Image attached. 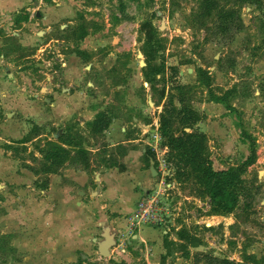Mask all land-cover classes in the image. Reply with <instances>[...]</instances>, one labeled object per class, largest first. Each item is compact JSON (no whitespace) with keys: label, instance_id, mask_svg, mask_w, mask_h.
Masks as SVG:
<instances>
[{"label":"rangeland","instance_id":"1","mask_svg":"<svg viewBox=\"0 0 264 264\" xmlns=\"http://www.w3.org/2000/svg\"><path fill=\"white\" fill-rule=\"evenodd\" d=\"M200 1L32 0L11 23H3L0 37L4 38V49L13 55L18 85L26 92L29 108H48L44 99L52 94L47 88L55 84L60 83L61 88L70 81L79 84L99 97V104L125 118L126 137L138 139L134 147L145 149V168L153 166L155 177L165 176L166 181L174 175L175 166L167 161L168 148L162 151L163 138L155 149L153 133L159 132L160 115L173 84L187 85L192 104L200 113L197 127L208 136L214 168L238 166L255 157L244 174L249 185L260 186L251 205L237 214L212 215L208 197L196 196L188 182L174 179L166 196L172 225L148 226L141 233L131 230L124 219L128 215L122 217L110 202L103 209L100 204L59 208L53 201L56 185L52 177L47 190L38 187L46 178L40 172L43 158L39 148L47 138L58 137L52 136L56 127L47 122L40 127V135L19 145L18 154L0 150V264H207L197 260L200 252L238 264H264V3L245 4L241 30L220 33L192 24L191 16ZM146 20L158 28L164 42L154 64L165 70L153 85L145 75V56L139 54L145 40L140 27ZM19 30L24 33V44L14 33ZM66 68L70 76L67 82ZM201 68L208 71L209 84L199 78ZM163 89L166 96L161 100ZM213 96L223 103L212 100ZM10 113L14 118V111ZM25 116L29 134L37 118ZM134 117L138 121L134 122ZM0 118L4 119V114L0 113ZM139 122L149 130L133 127ZM86 135L90 165L93 162L100 170L102 163L109 167L112 159L120 163L119 155L126 146H110L105 133ZM12 140L0 138V145ZM157 181L155 178L150 188L157 186ZM113 185L118 206L127 198L118 180ZM139 192L142 194L141 189ZM128 203L135 207L132 200ZM131 206L119 211L130 215L134 212ZM101 222L119 232L107 257L98 252ZM205 226L215 229L206 230ZM182 227L205 240L203 245L190 248L191 258L184 257L177 247ZM134 234L139 238L134 239ZM145 236L151 239L144 241ZM166 238L173 242L170 250ZM121 247L127 252L122 254Z\"/></svg>","mask_w":264,"mask_h":264},{"label":"trees","instance_id":"2","mask_svg":"<svg viewBox=\"0 0 264 264\" xmlns=\"http://www.w3.org/2000/svg\"><path fill=\"white\" fill-rule=\"evenodd\" d=\"M252 3L261 6L264 0H201L197 11L191 16L192 24L196 27L207 28L208 30L220 33L239 31L244 26L241 19V11L245 4ZM215 20L212 21V18ZM209 21H212L210 26ZM145 36L142 53L146 62V78L150 83L156 79L157 75L164 72L165 67L155 66V61L164 49V42L158 28L149 20L142 23L140 27ZM85 35V32L82 36ZM81 56V55H80ZM175 75L179 71L171 67ZM199 78L210 83V76L207 70L199 69ZM153 85V83H152ZM166 96V90L160 93L162 100ZM212 100L223 103L218 96H213ZM176 100L179 102L176 104ZM115 113L110 108L98 112L95 118L88 123L91 135L103 134L108 129ZM200 121V113L192 104V96L189 87L181 82H175L170 89L163 113L160 115L159 132L163 138L162 145L168 148L167 161L175 166V173L169 181L174 179L179 182H188L191 190L198 197H208L210 199V214L230 215L237 214L254 201L255 192L260 186L249 185L244 174L247 166L255 161L252 156L244 164L232 166L224 169L214 168L210 155L208 136L197 127ZM186 128L190 130L187 131ZM41 128L37 124L20 140H12L5 143L0 148L18 154L19 145H25L40 135ZM39 152L43 162L40 172L46 176L41 180L38 187L47 190L50 184V174L59 173L67 163L78 165L83 168L90 166V152L85 146V136L82 131L69 126L58 138L46 140L40 146ZM109 167H118L125 170V165L112 159ZM255 187L256 190L253 189ZM206 230H213L215 227H206ZM180 242L177 244L178 250L186 258H191V247H198L205 243L202 235L199 236L191 229L182 227L178 231ZM170 242L165 239L166 247L170 250ZM198 261L204 260L207 264H238L229 258H222L210 253H197Z\"/></svg>","mask_w":264,"mask_h":264},{"label":"crops","instance_id":"3","mask_svg":"<svg viewBox=\"0 0 264 264\" xmlns=\"http://www.w3.org/2000/svg\"><path fill=\"white\" fill-rule=\"evenodd\" d=\"M31 1L0 0V36L5 26L3 23L5 21L11 23L12 17L16 13H20ZM38 16L40 17L41 14ZM42 18L44 19L46 16ZM14 33L18 41L24 44V33L20 30ZM3 39V37H0V113L4 114V119L0 118V138L5 137L20 140L25 137L28 134V127L24 122V118H26L25 113L35 115L37 118L35 125L37 124L40 127L47 122H51V125L56 127L59 135L69 126L77 128L80 126V130L85 137L87 133L90 134L88 123L95 118L98 112L108 108L106 105L98 103L100 98L86 92L79 84L71 82L68 69L66 68L64 81L70 82L68 86L62 85V88L60 83L55 84L56 87L54 88H47L49 93L52 94V98L45 97L44 99L48 108L42 109L41 106L36 108V110L29 108L26 92H22L18 85L20 79L19 72L17 71L18 68H16L15 62L11 59L13 55L7 52L6 48L4 49L5 44ZM47 79L50 80V77H47ZM75 87L78 88L75 89ZM47 109L50 111L47 112ZM10 111H14V118L9 117ZM133 120L134 122L138 121L136 117ZM127 124L124 117L115 114L112 123L104 131L107 138L106 141L110 143V146L117 144L126 146V151H122L121 156L119 155L121 158L120 163L125 165V170L121 171L118 167H106L103 163L100 170L96 169V164L93 162L90 168H83L67 163L59 173L50 175L52 177V184L56 185L53 195L55 197L53 198L54 204H58L59 208L70 207L74 204H80L81 206L100 204V207L103 209L110 202L113 204V209L120 213L122 217L124 214L128 215L129 212L124 213L119 210L121 208H129L131 205L128 201L132 200L135 203V207L131 206V208L136 209L137 201L144 192L150 189L152 182L157 177H155L152 167L150 169L145 168L142 160L145 149L134 147V143L138 139L126 137ZM144 125L146 124L139 122L138 124L135 123L133 127L139 126L145 131L143 129ZM55 134L53 132L52 136L56 137ZM49 139L51 140L52 138L49 137L46 140ZM143 141L146 140L143 139ZM7 142L10 143L11 141ZM127 147L129 148L127 149ZM2 149L4 148L1 147L0 150ZM114 180H118L120 191H123L127 198L125 202L120 203L118 206L119 199L115 195L117 191L114 190ZM140 189L142 190V194L139 192ZM94 195L96 196L94 197ZM135 196L137 197L135 198ZM145 228H148V226H143L140 229V233L141 231L144 232ZM133 238L137 239L139 235L134 234ZM143 239L146 241L151 238L145 236Z\"/></svg>","mask_w":264,"mask_h":264},{"label":"built area","instance_id":"4","mask_svg":"<svg viewBox=\"0 0 264 264\" xmlns=\"http://www.w3.org/2000/svg\"><path fill=\"white\" fill-rule=\"evenodd\" d=\"M153 137L156 140V147L160 145L162 141L161 134L154 130ZM166 146L162 149L165 151ZM165 161V160H164ZM162 170V167H161ZM157 186H154L144 192L137 201V207L130 215L125 217L126 222L131 230H140L143 226H157L163 227L164 225H172L171 220L169 219V207H168V198L169 191L173 189V183L166 181L165 176L161 178L157 177ZM167 233V231H166ZM121 253H126L127 249L125 247L120 248Z\"/></svg>","mask_w":264,"mask_h":264},{"label":"water","instance_id":"5","mask_svg":"<svg viewBox=\"0 0 264 264\" xmlns=\"http://www.w3.org/2000/svg\"><path fill=\"white\" fill-rule=\"evenodd\" d=\"M161 14V13H160ZM38 15H40V13H38ZM165 24V20L163 19V25ZM142 57H144V54L140 51L139 53ZM142 64L146 65L145 61H142ZM143 129L145 131L149 130V126L144 125ZM190 130V129H187ZM59 134L56 133L55 136L57 137ZM152 171L153 173L156 175L157 172L154 169V167L152 166ZM101 226H102V240L97 241L98 244V252L101 256L103 257H107L111 255V248L116 244V231L112 230V227L108 224H106L105 222H101ZM97 240V239H95Z\"/></svg>","mask_w":264,"mask_h":264},{"label":"flooded vegetation","instance_id":"6","mask_svg":"<svg viewBox=\"0 0 264 264\" xmlns=\"http://www.w3.org/2000/svg\"><path fill=\"white\" fill-rule=\"evenodd\" d=\"M122 233H124V231L122 230ZM119 232H117L116 236H118Z\"/></svg>","mask_w":264,"mask_h":264}]
</instances>
